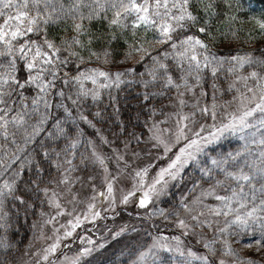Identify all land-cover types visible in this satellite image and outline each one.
Masks as SVG:
<instances>
[{
    "label": "snow or ice",
    "instance_id": "1",
    "mask_svg": "<svg viewBox=\"0 0 264 264\" xmlns=\"http://www.w3.org/2000/svg\"><path fill=\"white\" fill-rule=\"evenodd\" d=\"M245 11L0 0V264H103L113 244L110 264H264V13ZM129 205L139 228L84 231Z\"/></svg>",
    "mask_w": 264,
    "mask_h": 264
},
{
    "label": "rangeland",
    "instance_id": "2",
    "mask_svg": "<svg viewBox=\"0 0 264 264\" xmlns=\"http://www.w3.org/2000/svg\"><path fill=\"white\" fill-rule=\"evenodd\" d=\"M242 3H243V6L246 10V12H245L246 15L255 14V12L252 8V5L250 4L251 3L250 0H242ZM261 13H264V10L262 12H258V14H255V15H259ZM123 93H124L123 96L125 95V97H127L126 98L127 100H124L121 103L118 101V106L121 110V116L125 120H128L130 118H134L136 111H137L136 101L133 98L135 96V90L133 89V90H130L128 92H123ZM109 111H111V109ZM135 210H136L135 205H129L128 211L127 212L122 211L119 217H117V218L109 217L108 219H100L98 221V223L95 224V227H93V225H91V224L86 225L84 231L91 229L92 231L89 234H91L93 236L94 240H98V238H100L101 236L107 235L108 230H115V226H122L125 223H127L128 225H130L132 227L139 228L140 224H139V221L135 217ZM129 213H131V216L129 215ZM31 223H32V221H31ZM105 226H107V228H105ZM84 231H80V235H83ZM31 235H32V232H31V228H30L29 234H28L27 239H26V243L28 242V237H30ZM133 235L134 234L131 231H129L128 233L125 234V240L128 243H135L134 240H128V237L133 236ZM124 242L125 241H121V243H124ZM42 243H43V241H36L37 245L42 244ZM80 245H81V241L79 240V238H76L72 251L73 252L76 251L78 246H80ZM21 248H23V245L21 246ZM112 248L115 249L114 255H108V253H104L102 256L94 257V259L95 260H103V262H104L105 261L104 256H107L108 257L107 261H105V262H107L106 264H110V260L120 259L121 257L119 256L118 247L115 244H113ZM64 251H67V250L62 249L61 254H63ZM68 254L71 255L72 252H69Z\"/></svg>",
    "mask_w": 264,
    "mask_h": 264
},
{
    "label": "trees",
    "instance_id": "3",
    "mask_svg": "<svg viewBox=\"0 0 264 264\" xmlns=\"http://www.w3.org/2000/svg\"><path fill=\"white\" fill-rule=\"evenodd\" d=\"M251 1V5H252V8H253V10H254V12H255V14H258V12H262L263 10H264V0H250ZM246 12V11H245ZM245 12L244 13H242L243 15H245V16H247L246 14H245ZM253 12V13H254ZM248 13V12H247ZM123 92H122V94H121V98H120V100H119V102L121 103L122 101H124V100H127L126 98H125V95L123 96ZM105 101H107V97L105 98ZM119 103V104H120ZM111 108H109V110H110ZM33 216H29L28 217V220H27V222L25 223V221H24V218H23V216L21 217V221H20V223H21V225H22V227H21V229H20V233L19 234H22L23 235V243L21 244V246L23 245V244H25L26 243V239H27V236H28V234H29V231H30V225H31V221L33 220ZM18 234V235H19ZM99 239V238H98ZM94 257H98V256H94ZM105 261H107V259H104ZM103 262V264H106L107 262Z\"/></svg>",
    "mask_w": 264,
    "mask_h": 264
}]
</instances>
